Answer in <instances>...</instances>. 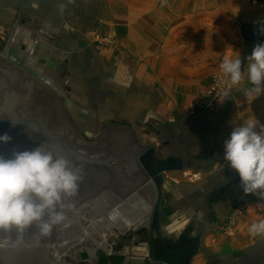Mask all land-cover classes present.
Here are the masks:
<instances>
[{"label": "crops", "instance_id": "0c3cea01", "mask_svg": "<svg viewBox=\"0 0 264 264\" xmlns=\"http://www.w3.org/2000/svg\"><path fill=\"white\" fill-rule=\"evenodd\" d=\"M211 4L0 0V49L10 38L24 46L27 66L56 83L77 120L92 113L95 128H130L141 145L147 136L150 159L162 166L151 176L168 238L201 242L190 264H264V234L249 231L264 221V197L244 193L223 158L239 123L264 126V94L249 98L246 78L232 86L222 76L221 59L237 55V38L221 45L222 13ZM254 48H243L242 69ZM216 79L227 84L221 98L212 110L200 108ZM183 172L201 180L186 182Z\"/></svg>", "mask_w": 264, "mask_h": 264}, {"label": "water", "instance_id": "95a60500", "mask_svg": "<svg viewBox=\"0 0 264 264\" xmlns=\"http://www.w3.org/2000/svg\"><path fill=\"white\" fill-rule=\"evenodd\" d=\"M240 32L244 43L264 44L263 29L243 26ZM12 41L10 38L0 49V136L10 137L7 142L0 141V157L10 159L16 152L41 147L68 159L82 176L76 194L64 200L63 210L68 212L106 189L122 200L131 195L126 200L128 204L143 200L141 192L146 187L153 191L151 207H155L154 221H157L156 205L161 194L155 179H149L137 161L142 152L154 153V149L147 150L151 145L142 146L132 129L120 125L107 126L93 143L85 141L65 112L64 92L45 75L30 69L29 53ZM55 228L44 237L39 236L35 224L22 234L15 229L0 230V264H4L1 254L19 246L24 255L19 264H51L50 244L57 254ZM153 264H169V261L153 256Z\"/></svg>", "mask_w": 264, "mask_h": 264}, {"label": "clouds", "instance_id": "9594fccd", "mask_svg": "<svg viewBox=\"0 0 264 264\" xmlns=\"http://www.w3.org/2000/svg\"><path fill=\"white\" fill-rule=\"evenodd\" d=\"M219 67L232 86L247 79L249 98L264 94V44L255 46L243 69L239 55L228 54ZM257 126L258 121L249 119L234 127L224 142L223 158L238 173L244 193L264 197V126L260 131ZM9 139L0 136V141ZM81 180L68 159L41 147L16 152L10 159L0 157V230L22 234L35 224L39 236L50 235L65 221L64 200L76 194ZM249 231L264 234V221L252 224Z\"/></svg>", "mask_w": 264, "mask_h": 264}, {"label": "rangeland", "instance_id": "374dc122", "mask_svg": "<svg viewBox=\"0 0 264 264\" xmlns=\"http://www.w3.org/2000/svg\"><path fill=\"white\" fill-rule=\"evenodd\" d=\"M209 3H214V8L220 10L222 13V22L220 24L222 31L221 45L226 46L225 43L233 41L236 36L237 49L234 50V52H237V55L240 57L243 56L241 53L246 43H244L241 38V27L255 26L264 30V4L257 2L252 3L250 0H209ZM64 109L73 125L88 143H93L95 138L107 127V125H103L102 128H95L96 115L92 113H79L81 118L77 120L68 112L66 104ZM139 139L138 137L137 140ZM142 139L144 141L142 146L150 145L147 136L144 137L143 134ZM150 157L151 156L146 155V152H142L137 157V161L140 163L149 179L153 177L151 174L158 175V170L162 167L157 162L151 160ZM150 191L148 188L143 187V191L141 192L143 200L136 199L134 202L126 204L124 200H129L131 195L122 200L110 190L106 189L70 212L63 210L66 219L61 224L56 225L55 228L56 248L57 254L59 255L56 254L53 244H50L48 256L52 261L51 264H153V256L155 258L157 256V260L169 261V264H176L173 257L162 255V247L168 242L176 243L183 237H188V239L194 243L195 252H197L201 242L194 240V238H190V236L186 234L175 235L174 239L168 238V232L170 230L167 231V229L171 226L168 224L169 220H166L167 217L164 218L161 214L158 220L154 221L155 207L153 206V209L151 207V204L153 205V191ZM114 205L115 207L121 205L122 208L124 207L123 211L126 213H131L130 210L132 211L133 207V211H136V214L139 213L138 216L146 210L149 212V208H151L152 212L151 216L149 214L150 212H147L144 224L141 226L138 224L139 227L134 226L127 228L122 225L124 223L108 224V226L102 228V230L101 228L94 227L92 228L94 231L91 230L89 233L90 239H88V242L87 240L77 242L81 232L86 228H90V222L93 221V218L94 221H98L96 212L98 211L105 215L104 212L107 211L106 214H109L113 211L112 209L115 208H113ZM162 205L164 208V204ZM156 206L159 210L161 209L160 201ZM162 212L164 213L166 210L161 209V213ZM164 215L165 213L163 216ZM149 216L151 218H149ZM104 217L105 216H103V218ZM137 222H139V220ZM79 224L82 225V227ZM63 240L67 241L64 243ZM21 255H23L22 246H19L7 253L1 254V259L4 264H10V259L13 261L11 264H18V257ZM21 257H24V255ZM160 257L162 258L160 259Z\"/></svg>", "mask_w": 264, "mask_h": 264}, {"label": "bare ground", "instance_id": "6f19581e", "mask_svg": "<svg viewBox=\"0 0 264 264\" xmlns=\"http://www.w3.org/2000/svg\"><path fill=\"white\" fill-rule=\"evenodd\" d=\"M90 202V201H89ZM124 202H126L125 200H124ZM127 203V202H126ZM119 204V203H118ZM117 204V205H118ZM128 204V203H127ZM112 205V204H111ZM116 205V204H115ZM115 205L113 206V208L115 207ZM125 205V204H124ZM91 207V206H90ZM102 208V207H101ZM124 208V207H123ZM123 208L121 207V205L120 206H116L114 209H112L113 211L112 212H110L109 214H106V212H104L105 213V215H103V213L101 214L100 212H96L97 214V216H96V218H98V221H94V218H93V221H91L90 222V224H91V226H90V228L89 229H84V228H82V229H84L82 232H81V234L78 236V240H77V242H81L82 240H87V242H88V239H90V231L91 230H93L92 228H101V230H102V228H105L106 226H108V224H117V223H124V224H122L123 226H126L127 228H130V227H139V225L138 224H140V226L141 225H143L144 224V222H145V220H146V215H147V212H148V210H146V211H144V212H142V213H140V216H138L139 215V213L138 214H136V211L134 212L133 211V207H132V211L130 210V212L131 213H126V212H124L123 211ZM90 209V208H89ZM94 209V208H93ZM100 210H103V209H100ZM106 210V209H105ZM103 212V211H102ZM150 212V213H149ZM149 214H150V216H151V208H149ZM93 214V213H92ZM144 214V215H143ZM103 216H105L104 218H103ZM134 216V217H133ZM149 216V218H151ZM71 217V216H70ZM73 217V216H72ZM75 218V217H74ZM80 219V218H79ZM92 219V218H91ZM72 220H73V218H72ZM77 220V219H76ZM83 220L85 221V219L83 218ZM96 220V219H95ZM139 220V222H137ZM81 222V221H80ZM89 222V221H88ZM150 222V221H149ZM71 223V222H70ZM73 223V222H72ZM80 225V224H79ZM81 227H82V225H80ZM80 227V228H81ZM94 231V230H93ZM92 233V232H91ZM95 233V232H94ZM61 235H63V234H61ZM63 238V237H62ZM70 238V237H69ZM64 239V238H63ZM62 240V239H61ZM73 240V239H72ZM74 240H75V238H74ZM73 240V241H74ZM64 241V243H65V241H67V240H63ZM62 242V241H61ZM70 243V242H69ZM61 244V243H60ZM67 244V243H66ZM65 244V245H66ZM103 245V244H102ZM63 246V245H62ZM59 247V246H58ZM66 248V247H65ZM59 255V254H58ZM6 256V255H5ZM9 256V255H8ZM21 256H23V255H21ZM21 256H19L18 258H19V261H22V258H24V257H21ZM21 257V258H20ZM15 260V259H14ZM17 260V259H16ZM56 260V259H55ZM19 261H17L18 262V264H19ZM10 264H11V262L13 263V261H11V259H10ZM16 262V263H17ZM15 263V262H14Z\"/></svg>", "mask_w": 264, "mask_h": 264}, {"label": "built area", "instance_id": "2783aa9c", "mask_svg": "<svg viewBox=\"0 0 264 264\" xmlns=\"http://www.w3.org/2000/svg\"><path fill=\"white\" fill-rule=\"evenodd\" d=\"M226 86L225 80L216 79L213 87L201 99L199 107L205 110H212L221 98ZM182 180L189 183H196L201 180V176L198 173L183 172ZM175 181L178 182L176 179Z\"/></svg>", "mask_w": 264, "mask_h": 264}, {"label": "flooded vegetation", "instance_id": "af4514ba", "mask_svg": "<svg viewBox=\"0 0 264 264\" xmlns=\"http://www.w3.org/2000/svg\"><path fill=\"white\" fill-rule=\"evenodd\" d=\"M195 253L194 243L188 237H183L176 243L168 242L162 247V255L173 257L176 264H189V258Z\"/></svg>", "mask_w": 264, "mask_h": 264}, {"label": "trees", "instance_id": "16d2710c", "mask_svg": "<svg viewBox=\"0 0 264 264\" xmlns=\"http://www.w3.org/2000/svg\"><path fill=\"white\" fill-rule=\"evenodd\" d=\"M250 2H252V3L257 2V3L264 4V0H250Z\"/></svg>", "mask_w": 264, "mask_h": 264}]
</instances>
